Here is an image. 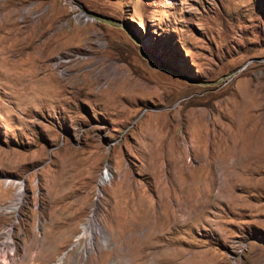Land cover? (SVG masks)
I'll return each instance as SVG.
<instances>
[{
  "label": "rangeland",
  "instance_id": "rangeland-1",
  "mask_svg": "<svg viewBox=\"0 0 264 264\" xmlns=\"http://www.w3.org/2000/svg\"><path fill=\"white\" fill-rule=\"evenodd\" d=\"M0 264H264V0H0Z\"/></svg>",
  "mask_w": 264,
  "mask_h": 264
},
{
  "label": "bare ground",
  "instance_id": "bare-ground-1",
  "mask_svg": "<svg viewBox=\"0 0 264 264\" xmlns=\"http://www.w3.org/2000/svg\"><path fill=\"white\" fill-rule=\"evenodd\" d=\"M108 179H109V171H108L107 169H105L104 173H103V174L101 175V177H100V184H104ZM19 184L21 185V184H22V181L19 182ZM21 194H22V193H19L17 199H20V198H21ZM93 224H94V223H93ZM95 226H96V228L98 229V231L101 230V229H100V225H99L98 223H95ZM92 238H94L93 235H90V237H89V242H88L89 245L92 244ZM6 240H7V239H6ZM92 245H93V244H92Z\"/></svg>",
  "mask_w": 264,
  "mask_h": 264
}]
</instances>
